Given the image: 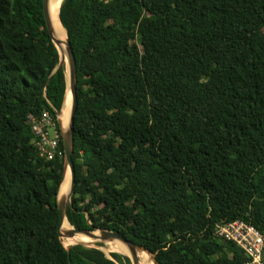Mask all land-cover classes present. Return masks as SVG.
I'll use <instances>...</instances> for the list:
<instances>
[{"label": "trees", "instance_id": "obj_1", "mask_svg": "<svg viewBox=\"0 0 264 264\" xmlns=\"http://www.w3.org/2000/svg\"><path fill=\"white\" fill-rule=\"evenodd\" d=\"M58 19L76 65L69 224L154 264H244L214 228L264 232V0H61ZM57 62L42 0H0V264H129L57 234L60 135L39 155L28 119L58 129Z\"/></svg>", "mask_w": 264, "mask_h": 264}, {"label": "water", "instance_id": "obj_2", "mask_svg": "<svg viewBox=\"0 0 264 264\" xmlns=\"http://www.w3.org/2000/svg\"><path fill=\"white\" fill-rule=\"evenodd\" d=\"M42 10L45 27L47 29L48 35L50 37L51 42L55 46L58 54V62L54 67L53 71L60 67L64 66V79H65V93L63 97V101L61 103V107L64 102V98L66 95V91L69 90L71 96V105L69 111V119L68 124L65 127H62L60 124L59 113H57L56 119L58 123V129L60 134V140L62 145V154H63V165H62V177L58 185L57 193H56V209L58 212V224H57V234L59 237L62 236H70L74 233H81L90 238H99L100 241H109V240H118L121 243H124L130 252V255L127 256L129 258L130 264H137L138 257L137 252L139 250H144L152 257L153 264V254L150 253L144 247L133 243L132 240L126 238L124 235L112 231L109 229L95 228V229H76L71 226L70 229H66L64 231L60 230L62 221L65 217V209L67 205L70 206V195L73 191L74 187V167L71 160V152L73 146V116L76 107V65L75 58L73 54V50L71 44L65 34V39L63 40L61 37L57 36L53 29L50 26L49 14H48V0H42ZM60 107V108H61ZM66 168H68L69 173L66 175ZM88 214H86V218L88 219ZM97 231V234L95 233ZM82 243L87 246H92L93 244H87L85 242H75ZM74 244V243H73ZM98 248H100L98 246ZM107 255V254H106ZM109 256V255H107Z\"/></svg>", "mask_w": 264, "mask_h": 264}, {"label": "built area", "instance_id": "obj_3", "mask_svg": "<svg viewBox=\"0 0 264 264\" xmlns=\"http://www.w3.org/2000/svg\"><path fill=\"white\" fill-rule=\"evenodd\" d=\"M31 131L39 155L50 158L56 151L59 129L48 110H42L36 117H29ZM216 237L229 240L240 246L247 259L244 264H264V232L242 220L222 221L215 225Z\"/></svg>", "mask_w": 264, "mask_h": 264}, {"label": "bare ground", "instance_id": "obj_4", "mask_svg": "<svg viewBox=\"0 0 264 264\" xmlns=\"http://www.w3.org/2000/svg\"><path fill=\"white\" fill-rule=\"evenodd\" d=\"M61 0H48V14H49V21H50V26L53 29L54 33L61 37L63 40L65 39V29L62 27L59 19H58V8L60 5ZM70 105H71V96L69 90L66 91V95L64 98V102L62 107L60 108L59 112V119H60V124L62 127H65L68 124V119H69V111H70ZM69 173L68 168H66V175ZM71 225L67 221V219H63L60 230L64 231L66 229H70ZM97 234V231H95ZM65 238V244L70 245L75 242H85L87 244H95L96 242H102L99 240V238H90L84 234L81 233H74L70 236H66ZM102 243H105V246L108 248H104V245L102 248L104 250H115L121 254H124L126 256L130 255L128 247L124 244L121 243L118 240H109V241H103ZM137 257H138V263L137 264H153L150 256L146 254L145 252L139 250L137 252Z\"/></svg>", "mask_w": 264, "mask_h": 264}, {"label": "rangeland", "instance_id": "obj_5", "mask_svg": "<svg viewBox=\"0 0 264 264\" xmlns=\"http://www.w3.org/2000/svg\"><path fill=\"white\" fill-rule=\"evenodd\" d=\"M65 236H62V237H60L61 238V240H62V243L64 244V246L66 247V246H68L67 244H65V238H64ZM96 243H101V245L99 246L100 248L99 249H101L105 254H107L108 255V253L109 252H111V251H115V250H104V248H108L107 246H105V243H102V242H96ZM103 245H104V248H102L103 247ZM115 252H117V251H115ZM119 253V252H118ZM121 254V253H120ZM124 255V254H123ZM150 255V254H149ZM150 258H151V260H152V257L150 256ZM152 262H153V260H152ZM130 264V263H129Z\"/></svg>", "mask_w": 264, "mask_h": 264}]
</instances>
